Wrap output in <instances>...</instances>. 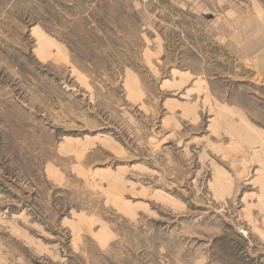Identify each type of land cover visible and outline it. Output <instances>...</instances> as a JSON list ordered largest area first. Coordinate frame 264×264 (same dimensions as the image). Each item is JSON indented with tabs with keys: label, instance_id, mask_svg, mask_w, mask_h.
Listing matches in <instances>:
<instances>
[{
	"label": "rangeland",
	"instance_id": "374dc122",
	"mask_svg": "<svg viewBox=\"0 0 264 264\" xmlns=\"http://www.w3.org/2000/svg\"><path fill=\"white\" fill-rule=\"evenodd\" d=\"M145 219L264 264V0H0V264Z\"/></svg>",
	"mask_w": 264,
	"mask_h": 264
},
{
	"label": "crops",
	"instance_id": "0c3cea01",
	"mask_svg": "<svg viewBox=\"0 0 264 264\" xmlns=\"http://www.w3.org/2000/svg\"><path fill=\"white\" fill-rule=\"evenodd\" d=\"M133 228L131 240L137 246L124 244V234H111L106 247L111 246L114 254L108 255L105 251V264H227L220 256L204 251L196 243V238H188L187 233L180 228H171L164 223L156 224L146 219L134 223ZM67 256L66 252L61 254L58 264H72L73 256Z\"/></svg>",
	"mask_w": 264,
	"mask_h": 264
}]
</instances>
